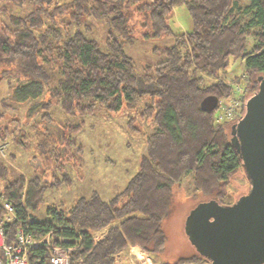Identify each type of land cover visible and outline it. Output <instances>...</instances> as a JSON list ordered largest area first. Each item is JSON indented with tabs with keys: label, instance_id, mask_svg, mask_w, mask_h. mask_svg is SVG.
<instances>
[{
	"label": "trees",
	"instance_id": "obj_1",
	"mask_svg": "<svg viewBox=\"0 0 264 264\" xmlns=\"http://www.w3.org/2000/svg\"><path fill=\"white\" fill-rule=\"evenodd\" d=\"M182 4L192 27L176 32L169 20L173 7ZM93 20H103L102 38L96 36ZM138 37H169L172 43L155 45L157 59L138 66L125 50ZM231 56L244 60L242 103L232 120L218 122V104L204 111L200 100L209 94L218 100L232 95L238 83L233 87L223 74ZM259 74L264 75V0H0V84L8 89L0 98L3 108L29 102L28 113L39 114L32 124L38 130V124L53 122L49 107L67 117L93 115L97 107L109 112L124 107L133 110L126 122L129 130L142 131L143 122L153 130L144 131L146 152L120 191L109 199L97 191L79 196L64 210L47 209L48 219L35 215L45 187L41 178L12 175L0 160V197L17 214V220L4 225L5 235L12 238L21 224L34 235L52 230L53 241L65 246L79 241L72 264H115L116 253L129 244H138L159 264L207 260L197 253L160 260L166 248L163 221L174 186L188 174L191 191L218 204L232 203L248 191L231 127L256 90ZM5 109L0 119L17 120V125H4L0 140L22 130L19 117ZM77 126L66 122L64 127ZM65 143H72L68 135ZM50 148L59 155L54 144ZM36 149L47 151L41 140ZM56 179L50 184L68 177ZM104 226H109L107 234L94 242L91 232ZM79 257L83 259L77 262Z\"/></svg>",
	"mask_w": 264,
	"mask_h": 264
},
{
	"label": "rangeland",
	"instance_id": "obj_2",
	"mask_svg": "<svg viewBox=\"0 0 264 264\" xmlns=\"http://www.w3.org/2000/svg\"><path fill=\"white\" fill-rule=\"evenodd\" d=\"M172 11L173 14L169 20L171 29L176 32L190 30L192 22L186 6L184 4L176 5ZM93 26L96 36L102 38L105 29L103 20H93ZM171 43L172 39L169 37H152L149 39L138 37L133 44L126 45L125 50L139 66L140 63H150L157 59L152 51L155 45L161 46ZM245 43L249 49L252 46L251 37H247ZM226 67L223 73L224 79L231 85L233 84V87L236 83L243 86L245 79L243 77L245 68L243 58L231 56ZM7 94L8 89L2 82L0 84V98ZM28 105L29 102H25L24 105H17L14 110H10L9 107L5 109L0 104V111L5 109L12 117H19L18 121L20 128H22L21 131L16 130L14 132V134L16 133L15 136L11 134L4 140H0V143L7 145L5 155L0 157V160L12 169V175L21 173L25 179L31 176L41 178L45 187L41 203L35 211V215L40 219H48L47 209L58 207L64 210L77 197H86L92 191L99 192L104 199H109L110 196L120 191L137 170L138 161L146 152L144 131L147 133L153 131L147 122L140 125L142 131L129 130L126 122L133 110H127L124 107L118 112H109L97 107L93 115H72L71 117L64 116L58 108L49 107L53 122L38 124L37 130L32 124L37 122L39 114L35 111L28 113ZM6 115L8 116L7 113ZM12 122L10 123L5 117L0 119V129L6 123L10 129L15 128L17 120ZM66 122H69L70 125L77 123L79 126L68 131L64 127ZM137 123L139 124V120ZM44 129L49 135L42 132ZM19 135L23 136L25 144L23 139H19ZM67 135L72 142L70 144L65 143ZM38 140L44 142L47 150L45 153L35 151ZM50 144L55 145L57 148L55 151L59 155L51 154ZM65 145L67 148H64ZM64 174L68 177L67 180H63L59 184H50V182L57 180V177L63 178ZM189 178L190 175H186L173 188L174 196L170 204V211L163 221L166 248L159 255L160 260L170 262L183 255L201 254L190 240L187 216L204 199L200 198V194L191 191ZM132 248L135 251H132ZM135 252L140 255L144 251L138 244H129L127 248L117 252L120 257L116 256L115 264L127 263L130 258L134 260L136 258H134L136 255H133ZM198 264L209 263L204 260Z\"/></svg>",
	"mask_w": 264,
	"mask_h": 264
},
{
	"label": "water",
	"instance_id": "obj_3",
	"mask_svg": "<svg viewBox=\"0 0 264 264\" xmlns=\"http://www.w3.org/2000/svg\"><path fill=\"white\" fill-rule=\"evenodd\" d=\"M232 124L233 146L250 182L248 191L229 204L199 202L188 214L190 240L209 264H264V75ZM218 103L209 94L200 107Z\"/></svg>",
	"mask_w": 264,
	"mask_h": 264
},
{
	"label": "built area",
	"instance_id": "obj_4",
	"mask_svg": "<svg viewBox=\"0 0 264 264\" xmlns=\"http://www.w3.org/2000/svg\"><path fill=\"white\" fill-rule=\"evenodd\" d=\"M241 86L236 84L234 92L228 98L218 100V108L215 111V120H232L238 115L241 107V99L243 97ZM6 143H0V157H4ZM0 203L3 209L0 215V264H72V252L78 248L79 241L72 245H62L53 241L52 230L42 233V235H34L19 224L12 238L5 235V224L17 220L12 204L0 197ZM114 225V224H113ZM109 226L101 227L93 230L91 233L94 242L103 238L107 233ZM70 240L69 238H66ZM60 237V241L66 240ZM140 253V252H139ZM133 255L134 260L130 258L127 263L119 264H157L155 260L145 252ZM116 256L120 255L116 253ZM83 258L79 257L78 261Z\"/></svg>",
	"mask_w": 264,
	"mask_h": 264
},
{
	"label": "crops",
	"instance_id": "obj_5",
	"mask_svg": "<svg viewBox=\"0 0 264 264\" xmlns=\"http://www.w3.org/2000/svg\"><path fill=\"white\" fill-rule=\"evenodd\" d=\"M5 125L8 127L7 123H6ZM9 127H10V126H9ZM9 127H8V128H9ZM9 129H10V128H9Z\"/></svg>",
	"mask_w": 264,
	"mask_h": 264
},
{
	"label": "bare ground",
	"instance_id": "obj_6",
	"mask_svg": "<svg viewBox=\"0 0 264 264\" xmlns=\"http://www.w3.org/2000/svg\"><path fill=\"white\" fill-rule=\"evenodd\" d=\"M133 249V248H132Z\"/></svg>",
	"mask_w": 264,
	"mask_h": 264
}]
</instances>
